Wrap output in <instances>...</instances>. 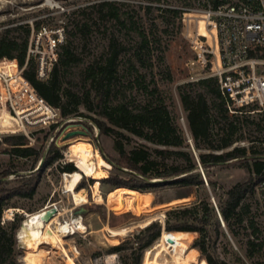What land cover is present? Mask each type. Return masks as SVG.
<instances>
[{
	"label": "trees",
	"instance_id": "1",
	"mask_svg": "<svg viewBox=\"0 0 264 264\" xmlns=\"http://www.w3.org/2000/svg\"><path fill=\"white\" fill-rule=\"evenodd\" d=\"M126 5L113 0L95 2L80 8L85 15L88 14L86 15L88 18L85 16L83 19L69 20L65 39L57 48L64 74L68 75L72 65L80 60L75 44L77 37L86 36L94 26L100 23L104 25L109 21H114L121 26L128 25L133 29L136 27L137 21L133 16L122 12V8ZM140 7L145 8L148 13L153 9L151 5H140ZM36 26L40 28L42 23L37 22ZM30 31L31 27L28 23L0 29V61L5 57L17 58L20 67L26 64L23 69L24 77L46 102L54 106H58L60 102L67 112L76 113L77 106L70 108L63 104L62 96L58 91L57 100H55L60 62L54 65L48 78L38 77V61L33 56L28 57ZM20 32H25L26 36L22 37ZM138 35L139 40L134 53L126 60L127 62L124 58L128 53L125 39L118 38L115 33H112L105 54L99 60L88 64L83 71L84 78L90 86L89 91L93 95L97 113V117L93 118L96 127L98 126L102 134L113 137L119 151V157L112 159L117 174L109 175L101 179V182L108 183L112 189L127 187L142 192H152L163 185L194 189L193 187L199 188L204 185V176L199 168V162L204 169V174L209 177L207 171L209 167L227 164L240 158L245 160L243 165L249 170L250 177L223 189L221 194L216 192L214 197L217 207L208 194L199 200L198 206L192 203L172 206L166 211L163 223L156 219L152 220L139 233L112 244L108 252L120 254L122 264H142L144 251L158 240L163 229L175 232L189 245L192 241L189 231H194L198 233V236L194 239L192 248H197L201 252L205 257L203 259L205 264H219L208 252V244L216 241L222 233L221 215L227 230L233 237L240 234L238 226L248 222L245 227L253 228V233L247 238L246 255L252 264H264L260 258L263 244L257 240L259 230L255 226L254 219L248 217L250 207L246 202L256 193L258 194V181L264 179V146L261 152L255 144V141L264 143V140H261L264 138H251L244 133L245 128L251 130L254 127L264 132V112H252L256 110V106H246L236 112H230L227 105L228 99L222 94L218 79L215 77H206L180 86L191 138L194 147L201 151L197 160L183 130L176 124L170 105L161 94L159 86L154 82L155 84L149 87V84L145 82L146 76L138 72L137 65L148 64V59L153 57L154 47L161 44L160 38L152 33V29L147 32L145 28H142ZM262 55L264 56V52ZM163 60L164 57H160V61ZM5 62H0V68ZM123 65L126 71L125 77L126 73L130 76L135 74L130 80V85H136L134 88L137 87L136 89L142 92L143 99L138 101L135 96L130 97L126 94L125 81H121L123 78L119 80L117 78ZM163 76L168 81H172L173 76L169 65H166ZM201 85L205 86L206 91L195 89L196 86ZM131 88L133 89V86ZM79 103L81 101H78L77 105ZM213 109L216 114L212 111ZM133 135L142 138L145 142L135 141ZM243 140L249 141L250 144H237ZM52 152H54L53 155H51ZM260 152L263 154L258 155ZM17 153L24 156L35 154L37 160L42 158L39 150ZM61 157L62 153L58 147L53 146L44 159L42 167L22 177L19 185L10 186L8 180H5L11 173L9 170L0 174V264H20L17 233L21 226V216L15 213L12 220L4 221L5 210L11 206H17L16 202H13L16 197H33L41 182L44 166ZM61 168L69 172L76 170L72 163H67ZM120 173H126L128 177L123 178ZM208 182L214 191L218 188L217 181L208 178ZM83 184L84 178L79 185ZM187 196H194V193L190 192ZM101 205L97 204L96 207ZM122 214L131 215L127 211Z\"/></svg>",
	"mask_w": 264,
	"mask_h": 264
},
{
	"label": "rangeland",
	"instance_id": "2",
	"mask_svg": "<svg viewBox=\"0 0 264 264\" xmlns=\"http://www.w3.org/2000/svg\"><path fill=\"white\" fill-rule=\"evenodd\" d=\"M100 1L103 0H0V29L16 24L24 25L28 23L31 27L29 34L30 42L33 27L36 31L40 29L36 26L37 22L54 27L59 25L64 26L65 30H68L67 24L70 19H83L88 15H85L80 8ZM113 1L127 4L122 8V12L123 14L133 16L134 20L137 21L136 27L133 29L128 25L121 26L114 21H109L104 25L100 23L94 26L86 36L77 37L75 44L80 60L78 63L72 65L68 75L64 74V68L61 65L60 59H58L60 62L58 65L59 81L55 91V100H57L56 94L58 91L62 96L63 104L68 105L70 108L77 106V112H67L62 103L57 101L58 106L54 107L58 110V115L51 120V125L26 126L25 128L22 127V129L19 128V118L14 117L7 111L0 114V174L7 170L11 172L5 179L8 180L10 186L19 185L22 177L38 170L43 156L46 158L50 148H53V146L58 147L62 153L60 159L44 166L41 172V182L33 197L14 198L13 202H16L17 206H11L4 212L3 217L6 218L5 220H12L15 217L11 213L13 209L15 213L21 216V226L17 233V243L20 250L18 260L20 264H101L103 259L112 254H115V257L109 264H112L113 260L116 262L115 264H122L121 255L116 252H108V248L118 241L121 242L129 236L139 233L145 227L144 225H137V227L135 226L128 230L132 225L139 224L147 218L161 213H164L166 217V211L175 205L192 203V205L198 206L199 200L207 194L213 202L216 192L221 194L223 189L229 188L236 182L250 177L249 170L243 165L245 160L242 158L235 159L227 164L212 166L207 169L209 177L205 175L206 178H203L204 185L199 188H177L172 185H163L155 188L152 192H146V202L141 211H138L134 202L129 199L125 200L124 207L115 209L114 198L110 195L113 189L111 185L102 183L101 180L99 184L100 192L104 196L106 204L102 203L100 207H96L100 203L95 202L93 187L95 179L92 176L84 175L82 177V179L84 178L82 186L79 185L82 179L78 182L76 185L77 193L80 194L78 197H73V195L64 191V173H68L69 171H64L61 167L67 163H72L77 169L76 163L72 162L68 155L71 145L77 141H88L91 143L92 147L98 150L109 163L108 167H104L108 176L117 174V170L113 167L112 159L119 157V151L115 146L113 137L102 134L98 126L96 127V122L93 118L97 117V113L93 95L89 91L90 86L83 74L84 68L88 64L94 60H99L105 54L112 33H115L118 38L121 37L126 41L125 45L128 53L124 56L125 61L131 58L134 53L136 43L139 40L138 34L142 28H145L147 32H150V29H152V33L157 38H160L161 44L158 47H154L153 57L148 59V64L145 66L137 65L139 68L138 72L146 76L145 82L149 84V87H152L155 83L159 86L161 94L170 105L176 124L179 125L187 137L190 149L196 157L201 152L194 147L188 126L187 113L183 106L179 89L180 86L188 82L197 81L193 78H197L199 73L196 74L194 69L188 68V58L192 54L189 52L190 50L187 45L180 44L179 38L185 32V28L183 29L180 26L178 28L173 24V19L169 15L163 20L159 13V6L162 4L181 6L187 4L189 0ZM140 5H151L153 9L148 13ZM85 18L88 17L86 16ZM201 30L202 32H206L203 27ZM20 34L22 37L26 36L25 32H20ZM160 57H164V60L160 61ZM5 60L6 62L1 64L0 70L3 69L5 73L13 72L15 69L13 67L14 62L7 61L10 60L7 57L3 58L1 62ZM166 65H169L171 68L172 81H168L163 76L166 71ZM25 66L26 64L20 68H25ZM125 72V66L123 65L117 78L118 80L123 78L121 81H125L124 89H126V94L130 97L135 96L138 101L139 99H143L144 95L142 92L136 89L137 87L134 88L136 85H130V80L134 78L135 74L130 76L126 73L125 77ZM132 86L133 89L131 88ZM195 89L206 91L205 86L202 85L196 86ZM78 101H81V103L77 105ZM212 111L216 114L215 109ZM72 130H83L85 133L65 138V135ZM244 133L246 136H251V138H264V132H260L256 127L251 128V130L245 128ZM133 138L137 142H145L140 137L133 135ZM237 144L249 145L250 142L243 140L237 142ZM255 144L263 152L264 143L255 141ZM28 150H39L42 158L37 160L35 154L24 156L17 153L18 151ZM261 152L258 155H262L263 153ZM120 174L123 178L128 177L126 173ZM208 178L218 182V188L215 191L209 186ZM190 192H193L194 196H187ZM84 200H86V203H83ZM196 200L198 201L194 203ZM52 202L61 205L62 210L71 209L66 211L59 221L67 222L72 217L82 216L87 229L74 234H70L72 230L60 232L58 231L59 222H56L49 229L53 237L45 238L43 244L35 245L37 240L33 241L32 244L23 243L19 232L24 221L28 218L27 215L42 212L40 210ZM246 202L249 203L250 207L248 217L254 219L255 226L259 230L257 232L259 237L257 240L263 244L262 252H260L262 253V257L260 258L264 261V213L258 194L256 193ZM125 211L130 212L131 215L124 216L122 212ZM113 214H115V217H113ZM164 220L160 218L156 219V221L162 223ZM220 220L222 233L216 238V241L208 244V252L219 264L221 262H225L226 264H252L246 255V242L248 236L253 233V228L245 227L248 224V222H245L241 226H238L240 227L238 229L240 234L237 237H233L221 218ZM106 225H110L113 229H125L126 232L113 237L106 230ZM189 232V237L190 239L192 238L190 246L193 247V241L198 236V233L194 231ZM190 239L188 238L187 240L190 241ZM156 242L157 240L147 249L154 247ZM194 249L197 252V256L191 264H205L203 261L205 257L197 248ZM146 250L143 254L142 264L144 263ZM34 253H36L35 262H32ZM192 254L190 253V255ZM256 256L258 257L259 255L257 254ZM161 257L164 258L165 255H161Z\"/></svg>",
	"mask_w": 264,
	"mask_h": 264
},
{
	"label": "built area",
	"instance_id": "3",
	"mask_svg": "<svg viewBox=\"0 0 264 264\" xmlns=\"http://www.w3.org/2000/svg\"><path fill=\"white\" fill-rule=\"evenodd\" d=\"M159 8L163 20L169 15L173 24L185 28L179 39L192 54L188 68L199 73L194 80L217 78L230 112L246 106H256L252 112H264V0H189L185 5ZM30 39L28 57L37 59V75L46 79L59 62L57 48L65 39V28L42 24L37 31L33 27ZM7 61H13L15 69L11 73L0 70V114L7 111L19 118L20 129L51 125L58 110L24 77L17 58ZM257 191L264 213V179ZM51 207L62 209L52 202L40 211L43 214ZM11 213L14 216L15 210ZM79 231L72 229L70 234Z\"/></svg>",
	"mask_w": 264,
	"mask_h": 264
},
{
	"label": "bare ground",
	"instance_id": "4",
	"mask_svg": "<svg viewBox=\"0 0 264 264\" xmlns=\"http://www.w3.org/2000/svg\"><path fill=\"white\" fill-rule=\"evenodd\" d=\"M68 155L70 160L76 163L77 169L64 175V191L66 193H70L73 195V197H78L80 194L77 193L76 185L84 175L92 176L95 179V184L93 186L95 202L106 204L105 198L100 192L99 184L101 179L108 176L107 172L104 170V167H108L109 163L102 157L98 150H95L92 147L91 143L88 141L74 142L68 151ZM110 195L114 198L115 209H119L122 206L124 207L125 200L129 199L134 202L137 210L141 211L146 202V192L127 187H117L110 192ZM83 203H86V200H84ZM69 210L71 209L58 210L56 214L48 221L42 218V212L28 214V218L24 221L19 232L23 243L26 244L27 242L28 244H32L33 241L37 240L35 245L38 246L43 244L45 242V238L53 237V235L50 234L49 229L56 222H59L58 231L60 232H67L71 231L72 229L85 231L87 226L82 221V216L72 217L67 222L59 221L61 216H63L65 212ZM164 217V213L154 215L153 217H149L139 224L135 223L136 225H132V227H130L128 230L135 226L137 227V225L146 226L154 219L160 218L164 220ZM105 228L113 237L119 236L126 232L125 229H113L110 227V225H106ZM170 237L174 239V242L169 241ZM190 253L193 254L190 255ZM161 255H165V257L162 258ZM35 256L36 253L33 255L32 262H35ZM196 256V250L190 247V245L184 239H182L173 231L163 229L161 236L158 238L154 247L146 250L143 264H191L196 259ZM114 257L115 254L107 256L106 259L101 261V264H109ZM112 264H115L114 260Z\"/></svg>",
	"mask_w": 264,
	"mask_h": 264
},
{
	"label": "water",
	"instance_id": "5",
	"mask_svg": "<svg viewBox=\"0 0 264 264\" xmlns=\"http://www.w3.org/2000/svg\"><path fill=\"white\" fill-rule=\"evenodd\" d=\"M79 133H85V131H83V130H72V131L68 132V133L65 135V138L72 137V136L77 135V134H79ZM44 159H45V156H43V158H42V160H41L40 165H39L38 168H40V166L43 164ZM111 163H112V162H111ZM112 164H113V163H112ZM199 167H200L201 170H202V173H203L204 178H206V177H205V174H204V172H203V169H202V165L200 164V162H199ZM38 168H37V169H38ZM160 180H161V179H160ZM213 201H214V203H215V205H216L215 200H213ZM216 207H217V205H216ZM217 209H218V208H217ZM56 212H57V209H56L55 207L47 208V209L44 210V212H43V214H42V218H43L44 220L48 221V220H50V219L56 214ZM220 218L222 219V221H223V223H224V220H223V218H222L221 215H220ZM169 241H170V242H174V239L170 237V238H169Z\"/></svg>",
	"mask_w": 264,
	"mask_h": 264
}]
</instances>
